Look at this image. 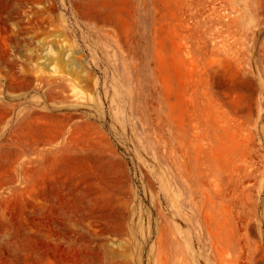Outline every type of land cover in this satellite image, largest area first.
I'll return each mask as SVG.
<instances>
[{
    "label": "rangeland",
    "instance_id": "obj_1",
    "mask_svg": "<svg viewBox=\"0 0 264 264\" xmlns=\"http://www.w3.org/2000/svg\"><path fill=\"white\" fill-rule=\"evenodd\" d=\"M0 264H264V0H0Z\"/></svg>",
    "mask_w": 264,
    "mask_h": 264
}]
</instances>
